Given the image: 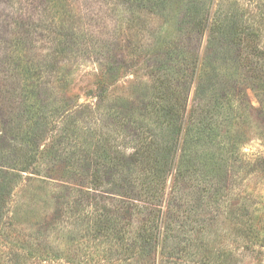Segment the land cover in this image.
<instances>
[{"label": "trees", "instance_id": "trees-1", "mask_svg": "<svg viewBox=\"0 0 264 264\" xmlns=\"http://www.w3.org/2000/svg\"><path fill=\"white\" fill-rule=\"evenodd\" d=\"M48 2L46 24L33 13L14 20L12 52L1 60L10 80L0 83V240L12 243V264H75L54 243L64 233L67 251L103 264H221L226 249L211 245L213 233L240 224L247 235L254 226V215L231 201L233 186L264 171L240 151L249 115L264 121L258 29L244 13L214 9L213 0H124L158 15L178 7L176 33L155 57L133 42L122 53L121 68L147 65L136 99L115 108L100 97L94 107L70 108L45 94L50 58L80 44L108 64L112 48L89 50L73 15L61 10L69 0ZM43 40L53 56L40 51ZM109 125L123 135L124 150L104 132ZM42 161L64 185L39 225L25 228L13 217L8 225L11 193Z\"/></svg>", "mask_w": 264, "mask_h": 264}, {"label": "rangeland", "instance_id": "rangeland-1", "mask_svg": "<svg viewBox=\"0 0 264 264\" xmlns=\"http://www.w3.org/2000/svg\"><path fill=\"white\" fill-rule=\"evenodd\" d=\"M61 5L62 11L73 15V24L80 28L82 34L89 40V50L93 51L92 45L99 50L112 48L111 58L108 64H104L93 52H83V46L80 44H74L81 49H74L72 52L67 45L65 53L49 60L51 71L45 75V87L48 88L47 91L44 87L45 94L64 99L65 106L70 108H76L77 105L94 107L100 97L105 98L104 103L108 105L111 103L118 108L125 100L136 99L145 92L144 87L148 80L142 67L147 65L141 63L121 68L122 57L126 59L122 53L129 43L133 42L145 45L151 51V57L157 56L163 45L176 33L178 7H174L167 15H158L148 11H134L124 3V0H69ZM212 5L214 9L218 7L223 9L226 14L234 10L244 13L246 24L258 29L260 46L264 49V0H213ZM49 11L48 0H0L1 84L10 80V73L3 69L1 60L12 52V29L16 25L14 20L27 13H33L40 19V24L44 25L52 15ZM37 46L44 54L54 55L53 51L48 49L46 41H39ZM74 46L71 49L75 48ZM106 66L110 68L106 69ZM248 96L251 105L257 108L260 104L256 92L248 90ZM248 118V124L245 123L240 131L241 139L244 140L240 151L247 158L253 161L258 159L259 163H264V121L256 113L250 114ZM103 130L112 137L121 150L125 149L124 146L127 144L120 131H114L110 125ZM44 146L42 145V148ZM131 148V145H128V151ZM44 164L46 165L42 161L36 165L35 170L30 169L29 172L22 173L21 181L16 184L8 203V225L12 226V217L25 228L39 225L49 211L51 193L64 183L49 177ZM242 175L243 173H240V177ZM244 176L240 182L239 179L235 182L231 201H238L239 207L249 211L252 215L247 212L248 217L254 215V219L250 220L254 226L252 233L247 235L240 224H237L236 228L231 225L225 232L217 230L213 233L211 245L226 249V255L219 260L221 264H264V171L247 173ZM248 217L243 220H247ZM68 235L64 233L54 238V243L60 244L59 251L63 252L66 258H71L75 264H103L97 255L89 258L83 256V250H75V254L67 251L65 247L69 245ZM24 260L20 258V262ZM0 264H12V243L9 241L0 240ZM33 264L49 263L35 260Z\"/></svg>", "mask_w": 264, "mask_h": 264}]
</instances>
